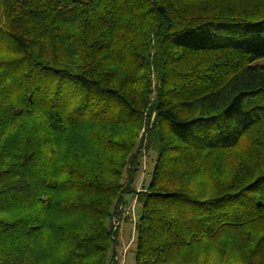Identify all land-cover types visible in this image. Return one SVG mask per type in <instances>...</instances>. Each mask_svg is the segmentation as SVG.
<instances>
[{
  "label": "trees",
  "instance_id": "16d2710c",
  "mask_svg": "<svg viewBox=\"0 0 264 264\" xmlns=\"http://www.w3.org/2000/svg\"><path fill=\"white\" fill-rule=\"evenodd\" d=\"M134 199L136 264H264V0H0V264H118Z\"/></svg>",
  "mask_w": 264,
  "mask_h": 264
},
{
  "label": "rangeland",
  "instance_id": "374dc122",
  "mask_svg": "<svg viewBox=\"0 0 264 264\" xmlns=\"http://www.w3.org/2000/svg\"><path fill=\"white\" fill-rule=\"evenodd\" d=\"M155 99V81L153 82V93L151 103ZM149 110L143 113V127L138 135V144L141 146L140 151V170L136 178L135 187L138 192L143 190L151 178V173L155 165L156 154L146 150L148 130L155 123V113L149 114ZM140 214L136 199L132 200L129 205L120 208V214L114 217L113 224L118 228V242L116 245V255L118 264H136V234L135 224Z\"/></svg>",
  "mask_w": 264,
  "mask_h": 264
}]
</instances>
